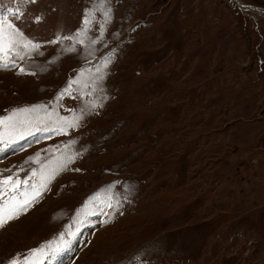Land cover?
Returning a JSON list of instances; mask_svg holds the SVG:
<instances>
[{
	"label": "rangeland",
	"instance_id": "obj_1",
	"mask_svg": "<svg viewBox=\"0 0 264 264\" xmlns=\"http://www.w3.org/2000/svg\"><path fill=\"white\" fill-rule=\"evenodd\" d=\"M0 20L22 34L0 118L37 108L0 129V179L75 157L0 227V264L64 241L40 264H264V0H0Z\"/></svg>",
	"mask_w": 264,
	"mask_h": 264
},
{
	"label": "snow or ice",
	"instance_id": "obj_2",
	"mask_svg": "<svg viewBox=\"0 0 264 264\" xmlns=\"http://www.w3.org/2000/svg\"><path fill=\"white\" fill-rule=\"evenodd\" d=\"M11 11V10H9ZM19 12V9H17ZM8 29H13L11 32L5 31V22L0 20V68H7L8 65L3 63V59L8 55L10 51H14L16 48L20 46V41L17 39V36L22 35L15 30L12 24H7ZM66 39H71V37H66ZM82 43V41H80ZM24 48H37L38 45H34L31 41L24 40L23 41ZM74 49H68V51H73ZM16 55L20 59H24V56L21 55L19 52H16ZM21 74L24 73V69H20ZM34 75V73H31ZM102 78V77H101ZM76 81H72L71 83H75ZM68 89L65 90L67 92ZM63 93L61 94V98ZM102 106V105H101ZM43 107V106H40ZM95 107V105H93ZM37 111L36 107L33 108H22L14 110V112L9 115L8 117L0 118V129L4 128L6 125L10 128L15 129L19 125H23L26 123H30L27 119H17L18 113H34ZM50 115V114H48ZM82 118V117H81ZM37 120L42 122L43 117H37ZM76 125H70V127H75ZM65 129L60 128L58 130V134H63ZM30 135L32 133H29ZM5 140V132L0 131V143H3ZM75 143V141H72ZM39 154H37V158ZM75 157H68L66 161H64L59 168L54 171L51 175L45 176L44 168L47 165L42 166L41 172L38 174L37 172L33 171L32 176L39 175L40 183L33 182L29 185V180H13L12 176H8L7 178L0 179V227H3L9 221L17 219L19 215L27 211L28 206L35 202L38 197L41 196L40 189H46L48 184L51 182L52 179L55 178L56 175L59 174L60 171L66 170L68 163L73 162ZM51 163V162H50ZM79 171V169H76ZM27 185L31 188V192L25 188L22 191H18L19 186ZM7 197V198H5ZM22 197V199H21ZM111 207V204H108ZM63 240V237H61ZM55 242H48L45 245H42L38 249H34L30 252L28 256H25L22 260L20 258H13L10 264H40L38 258H48L51 257L55 259L61 252L64 251V248L67 247L68 241H64V247L59 245L53 246Z\"/></svg>",
	"mask_w": 264,
	"mask_h": 264
}]
</instances>
